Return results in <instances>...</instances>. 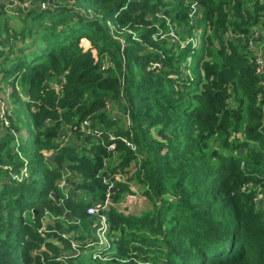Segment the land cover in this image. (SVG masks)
Masks as SVG:
<instances>
[{"label": "trees", "instance_id": "16d2710c", "mask_svg": "<svg viewBox=\"0 0 264 264\" xmlns=\"http://www.w3.org/2000/svg\"><path fill=\"white\" fill-rule=\"evenodd\" d=\"M17 1L28 3L19 8L25 22L41 19L39 30L14 33L20 52L31 33L43 47L12 59L13 46L0 50V84L30 117L27 145L12 116L9 128L0 124V264H68L93 236L87 207L108 192L109 246L102 259L88 252L96 264H264V75L255 59L261 48L264 60V40L248 45L261 0H197L194 23L185 0ZM167 19L181 38L201 28L199 43L155 39ZM0 38L8 44V34ZM84 120L101 136L84 134ZM63 125L73 138L60 146ZM24 165L28 176L13 179ZM65 170L67 196L57 187ZM132 184L149 203L139 214L120 207ZM45 210L64 219L41 235Z\"/></svg>", "mask_w": 264, "mask_h": 264}, {"label": "built area", "instance_id": "2783aa9c", "mask_svg": "<svg viewBox=\"0 0 264 264\" xmlns=\"http://www.w3.org/2000/svg\"><path fill=\"white\" fill-rule=\"evenodd\" d=\"M261 3L264 4V0H261ZM47 4L48 3L43 4L42 7H45ZM185 5L188 8V11H189L188 15L191 19V23H194L201 16L202 11H203L202 7L197 0H185ZM21 7L27 8L28 3L27 2L20 3L17 0H4L5 11L9 12L10 15H12L14 17L21 15V13L19 11V8H21ZM155 15L157 17H164L162 12H157V13H155ZM261 18H262L261 22H259L255 26H253L250 30V35L248 38V45L250 47H254V40L256 38L261 37L264 40V8L261 11ZM166 21H167V24L169 25L168 31L165 33L158 31L157 35H159V37H157V35H155L154 36L155 39L166 38L171 43L179 45L181 47H183L185 44H191V46L194 47L199 43L200 35L202 33L201 28L198 27L195 31H193V34L191 36L188 35V36H185L184 38H181L178 31L174 27V25L171 24L168 19ZM238 36H240V35H238ZM2 37H3L2 39L5 38V36H2ZM15 41L16 40L14 38L9 36L7 45L3 46L2 43L0 42V50H6L7 51L10 46L14 47ZM120 42H121L122 46H124V40L120 39ZM263 45H264V43H262V46ZM255 59H256V64L258 65V71L264 75V60L261 56L260 51L255 56ZM53 88L56 92H59L61 87L59 84L54 83ZM10 95H11V88H8V87L0 84V124L4 128L10 127V116H12V113H11L12 107L10 106ZM105 108L112 115V117H116L115 112H113V105L110 101H106ZM82 129H83L84 134H86V135L90 134L91 136H95V137L101 136V134L103 132V129L100 126L99 127H91L90 121H88V120H84L82 122ZM10 133L14 138L15 152H17L21 156V154H20V142L18 139L19 132L15 131L14 129H10ZM72 138H73V136L71 135L70 128L67 127L66 125H63V127L60 129L59 137L57 138V142L59 143V145L63 146V145L70 144ZM110 138L111 139L114 138L112 134H110ZM122 140L124 142H126L127 145H130L131 147H133L130 142L126 141V139L122 138ZM108 149L113 150L114 149V143L110 144L108 146ZM3 168L7 169L9 167L4 166ZM70 175H72V174L68 170H65L64 173L62 174L61 178L57 182V187L60 190L61 194L64 196H67L68 194H70L72 192L73 186L71 185L70 180H69ZM11 176L13 179L18 180V181H21L22 179L27 177L28 176V170H27L26 165H24L22 167V169L19 171V173H14ZM115 179L123 180L124 177L120 173H116ZM112 185H113L112 182H108L109 188H111ZM133 192L134 193L128 194L125 197L124 202L127 201L128 197L134 196L138 193L135 190H133ZM124 202L121 204L122 206H125ZM110 204H111V201H110V196H109V192H108L106 194V197L103 200L94 201L92 204H90L87 207V210H86L87 214L90 217H93V216H96V217H95V219L92 220V224H93L92 234H93V236L91 239H87L84 241L86 244H85L84 250H82L81 253L84 252V254H88V252H90L93 259L104 258L102 255V251L106 247L109 246L108 225H107L105 215L101 214V210ZM60 218L64 219V217H59V216L53 215L50 211L45 210L43 217H42V226L39 228L38 231L41 233V235H43L46 225L48 223L53 224L54 221H56ZM73 222L75 224H79L78 220L73 221ZM63 236H65V235L63 234ZM72 246H73V248H77L78 245L75 242H73Z\"/></svg>", "mask_w": 264, "mask_h": 264}, {"label": "rangeland", "instance_id": "374dc122", "mask_svg": "<svg viewBox=\"0 0 264 264\" xmlns=\"http://www.w3.org/2000/svg\"><path fill=\"white\" fill-rule=\"evenodd\" d=\"M1 4L3 5L4 1L1 2L0 5ZM5 21H6V23H5V29L6 30H5V33L3 35L8 34L12 38H14V33H18V32L20 33L21 29L23 27L25 28L27 26L32 25L33 29L39 30L38 24L40 23L41 19H40V16H36L31 22H30V19L27 22H25L23 20V14L14 17V16L8 15L7 13H3L0 15V23L3 24ZM27 30H28V28H27ZM27 30H26V32H27ZM37 35H40V33H38V34L37 33L36 34L31 33V36H29V35L25 36V41H28L30 43L26 47H23L21 52H20V49L24 43L22 44V42H21L22 39L15 37V40H16L14 42L15 46L13 47L12 53L9 54V56H10L9 58L12 59L16 56H19L20 53L21 54L22 53L27 54L28 57H29V55L33 56L35 53L39 54L40 51L42 50L43 42L40 41V39L35 40ZM58 37H61V35H58ZM32 43H33V46H29ZM259 48H260V46L257 48V51L259 50ZM260 50H261V48H260ZM26 59H28V58H26ZM0 62H1V59H0ZM16 88L18 89V92L21 95V99L23 101H25V98H24L25 97V89H24L23 84L21 83L20 78L17 79ZM15 102L12 101V98H11L10 106L13 109L12 117H13L14 121L18 124L19 131H20L21 135H23V136H20L21 141L23 142V144L27 145L29 143L28 134L30 131L29 112L26 109V107H19L16 109V107L13 105V104H16ZM122 110L123 109L121 108L120 104H115L113 106V112H115L116 117L121 116ZM121 121H122V119L120 120V122ZM44 154L46 156L52 155L51 151H45ZM132 166H134V165H132ZM131 187L136 192H138V191L140 192V190L138 189V187L135 184H132ZM139 192L134 196L128 197L127 201L124 202L125 206L120 205L121 209H123L124 212L139 214L148 208L149 203H148L147 198L145 196H143L142 194H140L141 192L140 193ZM90 258L91 257L89 256V254L80 253V256L75 257L71 262H68V264H96Z\"/></svg>", "mask_w": 264, "mask_h": 264}, {"label": "crops", "instance_id": "0c3cea01", "mask_svg": "<svg viewBox=\"0 0 264 264\" xmlns=\"http://www.w3.org/2000/svg\"><path fill=\"white\" fill-rule=\"evenodd\" d=\"M4 0H0V3L1 2H3ZM25 9V8H24ZM8 15H10V13L9 12H6ZM10 16H12V15H10ZM5 23H6V21L3 23V24H1L0 23V34H4L5 33ZM6 35V34H5ZM10 36V35H9ZM6 87H8V88H11L12 86L10 85V84H6L5 85ZM12 89V88H11ZM12 111H13V109H12ZM12 113V112H11Z\"/></svg>", "mask_w": 264, "mask_h": 264}, {"label": "water", "instance_id": "95a60500", "mask_svg": "<svg viewBox=\"0 0 264 264\" xmlns=\"http://www.w3.org/2000/svg\"><path fill=\"white\" fill-rule=\"evenodd\" d=\"M25 9H26V8H25ZM53 157H54V155L52 154L48 159H49L50 161H53ZM56 196H57L56 193H52V194H51V197H52L53 199H56ZM65 216H67L69 219L72 218V216H71L70 213H68V212L65 213Z\"/></svg>", "mask_w": 264, "mask_h": 264}]
</instances>
